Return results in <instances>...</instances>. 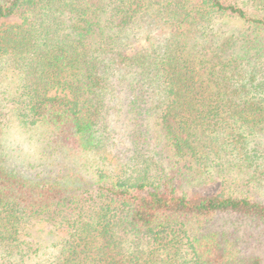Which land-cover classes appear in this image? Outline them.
Returning a JSON list of instances; mask_svg holds the SVG:
<instances>
[{
	"label": "trees",
	"instance_id": "1",
	"mask_svg": "<svg viewBox=\"0 0 264 264\" xmlns=\"http://www.w3.org/2000/svg\"><path fill=\"white\" fill-rule=\"evenodd\" d=\"M263 177L264 0H0V264H262Z\"/></svg>",
	"mask_w": 264,
	"mask_h": 264
},
{
	"label": "rangeland",
	"instance_id": "2",
	"mask_svg": "<svg viewBox=\"0 0 264 264\" xmlns=\"http://www.w3.org/2000/svg\"><path fill=\"white\" fill-rule=\"evenodd\" d=\"M16 18L4 19L6 22H14ZM30 134V133H29ZM28 133H22L15 126H10L8 128V132L6 133L5 139L7 143L10 144L11 152L10 154L14 157V162H10L12 166H17V168H22L24 172L29 174L34 173L36 170L31 169L32 167L30 163L34 167H38L37 157L39 154V144L34 142L35 138L30 137ZM123 142L121 151H124L126 147V143ZM126 151L125 153H127ZM18 157H16V156ZM261 161V159H260ZM16 168V167H15ZM249 172V171H246ZM247 173H241L240 177L245 181L248 179ZM258 181V178H257ZM219 185V181H209L198 188H195L196 191H201L203 193H212ZM256 185V184H255ZM261 185V187H260ZM247 188H243L244 190L250 189L254 195L260 197L264 201V177L261 179V182H258V187L254 185H249ZM244 237L247 240L246 246L247 249L252 251L253 253L258 254L261 257L262 264H264V226L262 225H248L245 226ZM62 230L53 229L51 225H47L46 223H42L40 225H34L32 229H29V232L23 233L22 238L27 241H32L37 243L38 247L35 254L27 258L26 264L36 263L37 261L46 260L48 258L53 257L56 253V246L54 242H57L60 237L63 236ZM36 249V247L34 248Z\"/></svg>",
	"mask_w": 264,
	"mask_h": 264
}]
</instances>
